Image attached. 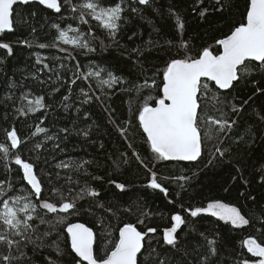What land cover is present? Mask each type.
<instances>
[{
  "label": "trees",
  "instance_id": "trees-1",
  "mask_svg": "<svg viewBox=\"0 0 264 264\" xmlns=\"http://www.w3.org/2000/svg\"><path fill=\"white\" fill-rule=\"evenodd\" d=\"M80 2L83 0H71V4L62 0L60 13L36 3L19 5L14 9V31L0 34V43H9L13 49L11 55L0 49V143L10 145L3 130L13 127L23 141L19 148L10 149L7 157L0 152V210L4 200L21 190L30 193L22 169L14 162L19 154L35 166L42 185L40 201L48 198L57 203L55 189L67 199L84 190L73 210L78 214L59 215L67 217V223L81 222L93 229L94 253L103 256L105 248L111 247L109 241L118 240L119 228L132 223L141 232L156 229L147 233L138 264L256 263L261 258L248 252L243 242L253 238L264 245V92L257 91L264 89V72L243 77L227 91L210 85L209 97L217 92L221 103L208 99L206 116L236 123L230 130L218 132V125L202 122V134L208 132V136L202 140L201 157L192 163L156 160L138 120L145 98L149 94L162 95L159 89L166 62L184 56L181 41L187 43L188 55L197 56L205 47L218 54L221 48L217 41L245 19L249 0H221L223 11L218 10L215 0H149L148 4H140L139 0H100L107 6L119 3L124 9L115 37H109L89 19L86 24L81 22L79 10L72 11ZM69 26L79 29L94 51L64 49L59 31ZM41 43L56 46L40 48ZM38 56L43 63H37ZM257 65L253 62L254 67ZM94 71L101 73L99 78L83 79ZM109 74L118 77V82L112 87L99 86ZM145 81L148 86L137 93V87ZM81 89L92 97L89 103L81 102L85 99ZM25 92L30 93V100L43 96L47 107L20 114L17 109L22 106L21 95ZM65 95L68 101L63 100ZM149 103L155 106L154 101ZM232 105L241 107V111L233 112ZM37 126L46 132L35 133ZM82 130L89 134L85 136ZM36 144L41 147L36 148ZM63 163L72 167L57 166ZM152 172L167 189V195L149 186ZM117 183L125 188H117ZM89 189L99 195H87ZM31 198L40 203L34 195ZM214 200L238 207L249 224L238 228L209 215L191 217L189 210ZM175 214H180L185 224L175 234L176 245L170 246L163 233L175 223L171 219ZM36 215L52 221L57 214L38 207ZM140 220L143 224L138 223ZM33 224L38 225L31 234L36 243L24 242L19 251L0 244V264H7L4 255L11 252L20 256L21 251L24 255L12 264H76L79 258L70 248L67 224L51 227L39 224L38 219ZM45 232L49 235L44 236ZM211 240L214 245H209ZM41 243L43 246L37 247ZM57 243L63 254L56 251ZM213 247L214 253L210 251Z\"/></svg>",
  "mask_w": 264,
  "mask_h": 264
},
{
  "label": "snow or ice",
  "instance_id": "snow-or-ice-1",
  "mask_svg": "<svg viewBox=\"0 0 264 264\" xmlns=\"http://www.w3.org/2000/svg\"><path fill=\"white\" fill-rule=\"evenodd\" d=\"M38 2L57 13L61 12L60 0H38ZM29 3L30 0H0V34H4L6 31H14V5H27ZM68 3L71 4V0H68ZM139 3L148 4L149 0H139ZM215 3L219 5L218 10H224L225 6L221 3V0H215ZM78 10L79 19L82 23H88L85 19L86 15L91 16L103 28L109 30V35L113 37L119 30V22L124 11L119 3L114 4V6H107L101 4L100 0H85L83 4L72 7L73 12ZM204 14V12L201 13V15ZM177 21L179 22V17H177ZM179 27L182 29L183 24L181 23ZM69 31H74L77 34L70 37L68 35ZM58 39L64 44H72L80 48H87L88 51H94L89 47L85 35L81 34L79 29H72L71 26L68 30L59 31ZM24 43L29 44L28 41H24ZM217 44L222 49L218 54H214L213 50L205 47L197 56H191L187 52V43L181 41L179 47L185 50V54L182 58H173L166 62V67L162 73V88L159 89L162 95L153 97L149 94L145 98L142 110L139 111L138 120L140 127L146 134V142L150 145L156 160L196 161L202 155V140L208 136V132L202 134L203 130L200 126L202 122L218 125V132L230 130L232 125L236 123L235 121H229L227 118H209L206 116L204 109L207 107L208 99L221 103V97L217 92H213L212 96L209 97V93L212 91L210 88L212 82H214L217 89L228 90L233 88L234 82L241 81L243 77L249 76L255 71L264 72V0H249L245 19L230 30V34L219 39ZM49 46L54 47L56 45L39 44L40 48ZM0 49L7 50L8 55H11L13 51L9 43H0ZM253 62L259 63L254 67ZM37 63H43L39 56L37 57ZM44 68H48L49 71L52 70L47 64H44ZM100 75L99 71L89 72L83 76V79L87 80L93 76L99 78ZM33 78L38 79L35 76ZM57 79H60V77L57 76ZM118 80V77L109 74V79L100 80L99 86L112 87ZM39 82L41 84L45 83V81ZM72 83H75V80ZM15 86V84L12 85V87ZM146 86H148L147 81L143 86L137 87V93ZM152 87H155V81L152 82ZM257 91L264 92V89L258 88ZM29 95L28 92L21 95L22 106L17 109L20 114L27 115L28 112L34 113L47 107L43 96H37L30 100L28 99ZM81 95L85 97L81 101L82 103H89L92 99L83 89H81ZM63 100L68 101L69 97L65 95ZM24 101H27V104H24ZM149 101H154L155 106ZM247 102L246 100L243 101L244 104ZM67 106L65 105V107ZM232 111L239 113L241 107L232 105ZM221 115L224 116L225 114L221 113ZM3 131L6 139L10 140V145L0 143V152L4 154V157H7L10 154V149L19 148L23 141L19 138L15 127ZM61 131L67 132L68 129H62ZM82 131L85 136L89 134L86 130ZM121 131H127V129ZM45 132L46 129L43 127L37 126L35 129V133ZM47 139H53V137L48 136ZM56 146L59 147L58 144ZM35 147L40 148L41 145L36 144ZM217 152L221 156L224 155V152L219 148H217ZM14 162L22 169V179L27 181V184L31 186V190L28 195H16L11 197L10 200L3 201V209L0 210V227L5 231L0 232V244L6 245L9 250L15 247L17 251L20 250L21 244L24 242L35 244L36 240L32 239L31 234L37 231L38 225H34L33 221L38 219L39 224L48 223L51 227L67 224L66 232L70 238V248L79 257L76 264H85V262L86 264H138V254L142 255L145 236L147 233L156 232L155 228H148L146 233L138 230L137 225L126 223L118 230V240L115 242L109 241L111 247L105 248L103 256L99 255L98 252L94 253L96 236L93 229L83 223H67V217L59 215V213H69L76 210L77 200L82 198L84 190H81V193L76 197L67 199L59 189H55L58 198L57 203L49 202L48 198L40 201L42 185L36 174L34 164L26 162L19 154L15 155ZM57 166L62 168L72 167L69 163ZM78 167H82V165ZM261 181L264 182V172L261 173ZM113 183L115 182L113 181ZM150 186L153 189H160L167 195V189L162 188V185L157 182L155 172L151 173ZM116 187L123 190L125 185L117 183ZM0 191H3L2 186H0ZM32 195L36 197L37 201H40L39 204L32 200ZM87 195L96 197L99 193L89 189ZM38 207L47 210L48 213L57 215L52 221L45 220L43 217L36 215ZM189 211L191 217L206 213L218 217L222 221L230 222L231 225L236 227L249 224V220L238 207L223 203L220 200H214L207 203L205 207H196L194 210ZM73 214H78V211L73 212ZM171 219L175 223L164 230L163 239L167 245L175 246L177 243L175 234L185 224V220L180 214L173 215ZM138 223L143 224V220L138 221ZM43 235L47 236L49 233L45 232ZM15 237H19V239H15ZM36 239L39 240L40 236H37ZM208 243L214 245L215 241L211 240ZM243 243L247 246L248 252L261 258L256 264H264V245L253 238H249ZM42 246V243L37 245V247ZM55 247L57 252L63 254L58 243ZM210 251L214 253L215 248H211ZM23 255L24 253L21 251L20 256ZM20 256H13L10 252L8 255H4L2 259L7 264H12L14 260H19ZM53 264H56V262H53ZM242 264H249V261L244 260Z\"/></svg>",
  "mask_w": 264,
  "mask_h": 264
},
{
  "label": "rangeland",
  "instance_id": "rangeland-1",
  "mask_svg": "<svg viewBox=\"0 0 264 264\" xmlns=\"http://www.w3.org/2000/svg\"><path fill=\"white\" fill-rule=\"evenodd\" d=\"M84 2H85V0H83V2L77 3L76 5L83 4ZM85 19H89V21H93V22H95L96 24H98V25H99V26H100V27L106 32V34H107L109 37H112V36L109 35V30L103 28V27L101 26V24H100L98 21H96L95 19H93L91 16L86 15V16H85ZM66 30H68V29H66ZM76 34H77V33L74 32V31H69V32H68V35H69L70 37H71V36H75ZM59 42H60L61 46H63L64 49H66V50L80 51V50H82V49H85V48H80V47L74 46V45H72V44H64L61 40H59ZM18 195H28V193H26V192L23 193V191L21 190V193L18 194ZM15 196H16V195H15ZM9 200H10V199H9ZM2 209H3V206H2ZM201 214L211 216L210 214H206V213H201ZM214 218L220 220L218 217H214ZM221 221H222V220H221ZM224 222H225V221H224ZM228 223H230V222H228ZM230 224H231V223H230ZM243 226H245V225H243ZM243 226H240V227H238V228H241V227H243ZM234 227H236V226H234ZM254 264H256V263H254Z\"/></svg>",
  "mask_w": 264,
  "mask_h": 264
},
{
  "label": "water",
  "instance_id": "water-1",
  "mask_svg": "<svg viewBox=\"0 0 264 264\" xmlns=\"http://www.w3.org/2000/svg\"><path fill=\"white\" fill-rule=\"evenodd\" d=\"M31 3H36V4H39V2H38V0H30V3L29 4H31ZM19 5H25V4H17V5H14V9L17 7V6H19ZM39 5H41V4H39ZM42 7H44L45 9H47V10H50V11H55V10H53V9H48L45 5H41ZM6 32H8V31H6ZM222 50V49H221ZM255 63H259V62H255ZM213 84H214V82H212ZM234 83H236V82H234ZM234 85V84H233ZM229 90V89H228ZM221 91H227V90H221ZM142 129V128H141ZM142 131H143V129H142ZM145 134V133H144ZM146 135V134H145ZM174 162H180V163H192V162H194V161H174ZM26 184H27V181H26ZM28 185V184H27ZM149 186H150V183H149ZM28 187L30 188V190H31V186L30 185H28ZM151 187V186H150ZM157 190H160V189H157ZM77 223H81V222H77ZM87 226V225H86ZM139 230V229H138ZM65 232H66V230H65ZM94 232V231H93ZM66 235L68 236V234H67V232H66ZM146 237V236H145ZM69 238V237H68ZM69 240H70V238H69ZM94 246H95V242H94ZM144 246H145V241H144ZM144 249V248H143ZM143 249H142V252H143ZM73 252V251H72ZM74 253V252H73ZM75 254V253H74ZM140 256H141V254H138V260H139V258H140ZM79 258V257H78ZM260 258V257H259ZM85 264H86V262H85Z\"/></svg>",
  "mask_w": 264,
  "mask_h": 264
},
{
  "label": "flooded vegetation",
  "instance_id": "flooded-vegetation-1",
  "mask_svg": "<svg viewBox=\"0 0 264 264\" xmlns=\"http://www.w3.org/2000/svg\"><path fill=\"white\" fill-rule=\"evenodd\" d=\"M62 0H60V2H61Z\"/></svg>",
  "mask_w": 264,
  "mask_h": 264
}]
</instances>
